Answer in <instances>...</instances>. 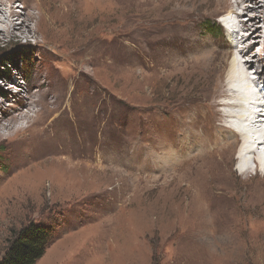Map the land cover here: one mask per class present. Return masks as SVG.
<instances>
[{
  "label": "rangeland",
  "instance_id": "374dc122",
  "mask_svg": "<svg viewBox=\"0 0 264 264\" xmlns=\"http://www.w3.org/2000/svg\"><path fill=\"white\" fill-rule=\"evenodd\" d=\"M0 7L18 25L0 31V262L36 221L61 233L37 264H264V200L252 195L264 186L238 152L213 201L175 171L179 148L210 142L203 117L225 98L216 78L226 89L235 35L252 34L251 72L264 73V14L239 31L224 21L241 11L234 0Z\"/></svg>",
  "mask_w": 264,
  "mask_h": 264
},
{
  "label": "bare ground",
  "instance_id": "6f19581e",
  "mask_svg": "<svg viewBox=\"0 0 264 264\" xmlns=\"http://www.w3.org/2000/svg\"><path fill=\"white\" fill-rule=\"evenodd\" d=\"M234 2L241 11H230L228 17L224 19L228 27L239 28V31H244L256 26V23L261 19L257 13L264 14V8L257 4L258 0H234ZM251 3L255 4L252 5ZM248 12H253L249 15L248 20H246L247 17L242 19L245 14L247 16ZM0 13V23L2 24L0 31L5 33L10 28H17L18 25L13 19L14 15L11 10L7 11L0 7ZM255 32L257 29L253 34ZM251 35L243 33L239 36L237 34L234 36V40H231V47H241L238 50V57L234 55L229 65L225 82L226 89H222L221 76L218 74L216 78V84L220 87V97L225 98L220 101L221 103L217 100L213 101V107L203 117V121L214 122L210 142L194 143L196 149L199 150L197 152L195 150L191 154H183V148L177 150L178 155H181L176 159L175 171L177 174L179 173L180 179H182L180 181L189 183L194 187L198 186L201 195L203 197L209 196L212 201L226 196L223 190L231 187V174L233 173L231 163L236 151L241 159L240 172L246 177H249V173H253L251 177L258 178L255 184L256 188L259 189L264 186V149L263 151L258 149V146H264V115L260 114V107L264 106V91L261 87V80L264 82V73L257 70L254 74L251 72L254 61L260 62L259 59L254 60V57L250 55L254 48L253 44L249 46L246 43L249 42ZM244 43L247 45H242ZM219 104H221L222 109L217 111L215 106ZM220 116L225 118L224 121L221 124L215 123V120ZM37 118L38 115L22 130H32L33 126L37 124ZM33 135L36 137L39 136V133L35 131ZM217 135L222 136L221 143H216L215 136ZM235 135L238 139L235 138ZM238 141H241V145L237 149ZM250 159L256 164L255 170H252L253 167L249 164ZM80 177L81 175L76 176L77 183H80ZM252 195L259 200H264V190L255 191Z\"/></svg>",
  "mask_w": 264,
  "mask_h": 264
},
{
  "label": "trees",
  "instance_id": "16d2710c",
  "mask_svg": "<svg viewBox=\"0 0 264 264\" xmlns=\"http://www.w3.org/2000/svg\"><path fill=\"white\" fill-rule=\"evenodd\" d=\"M8 62L17 68L12 59ZM60 234L49 225L31 221L14 236L0 264H37Z\"/></svg>",
  "mask_w": 264,
  "mask_h": 264
},
{
  "label": "clouds",
  "instance_id": "9594fccd",
  "mask_svg": "<svg viewBox=\"0 0 264 264\" xmlns=\"http://www.w3.org/2000/svg\"><path fill=\"white\" fill-rule=\"evenodd\" d=\"M257 103V102H256ZM258 104V103H257ZM260 105V104H259ZM262 150V148L261 147H259V151H261Z\"/></svg>",
  "mask_w": 264,
  "mask_h": 264
}]
</instances>
